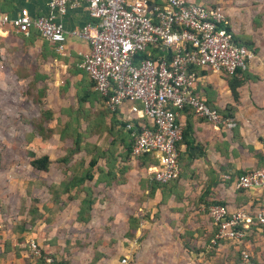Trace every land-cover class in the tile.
<instances>
[{"label": "built area", "instance_id": "obj_1", "mask_svg": "<svg viewBox=\"0 0 264 264\" xmlns=\"http://www.w3.org/2000/svg\"><path fill=\"white\" fill-rule=\"evenodd\" d=\"M80 2L86 3L94 21L68 32L89 44L79 66L109 110L129 104L123 113L126 129L133 128L134 120L149 122L133 132L131 156L149 153L157 159V165L148 167L151 180L177 179V143L183 131L180 110L190 108L215 127L231 130L237 126L234 117L225 116L198 95L197 70L233 75L249 69L254 52L235 41L224 7L196 0H49L46 15L32 16L27 8L15 16L0 11V37L11 32L28 35L35 29L62 51L68 34L56 15ZM235 185L258 192L262 196L258 206L230 210L225 204H210L206 209L216 227L214 239L241 243L252 228L264 229V167L245 171ZM29 246L35 257L41 255L34 240ZM239 251L240 264H255L244 246ZM53 262L46 256L42 264ZM126 263L123 257L120 264Z\"/></svg>", "mask_w": 264, "mask_h": 264}, {"label": "rangeland", "instance_id": "obj_2", "mask_svg": "<svg viewBox=\"0 0 264 264\" xmlns=\"http://www.w3.org/2000/svg\"><path fill=\"white\" fill-rule=\"evenodd\" d=\"M196 1L221 5L233 13L241 28L264 43V0ZM262 52H254L253 62L262 55L264 63ZM37 53L33 47L24 50L19 45L4 49L0 42V264H42L46 256L55 264H116L98 261L103 242L106 256L119 261L126 257V264H218L221 259L223 264H240L243 246L253 263L264 264V231L252 228L241 243L216 240L215 227L206 212L200 217L180 215L170 209L172 204L160 207L146 198L136 183L143 174L146 176L137 168L141 156L132 158L136 170L130 186L115 190L94 187L96 215L89 222H78L72 211L62 210L61 202H53L47 182L60 173L30 167L28 151L37 145L35 138L28 142L23 135L32 128L26 121L37 119L44 106L56 109L72 104L75 98L73 86L64 91L60 88L68 74L49 72L53 85L46 83L49 76L46 82L43 77L35 78L44 76L40 70H47ZM59 64L53 60V66ZM57 117L46 126L58 127ZM59 143V147L69 145ZM146 178H151L149 171ZM32 206L38 209L35 216L30 212ZM128 215L139 219L138 227L124 232ZM30 240L40 249V258L32 254Z\"/></svg>", "mask_w": 264, "mask_h": 264}, {"label": "crops", "instance_id": "obj_3", "mask_svg": "<svg viewBox=\"0 0 264 264\" xmlns=\"http://www.w3.org/2000/svg\"><path fill=\"white\" fill-rule=\"evenodd\" d=\"M48 1L49 0H0V11L6 12L10 16H15L21 8H27L32 16L46 15L50 13ZM226 11L230 20V29L233 31L234 36L240 40H252L254 42V47L263 54V41L254 37L249 30L241 28L235 20L236 17L232 16L233 13L228 12V10ZM56 19L62 23L64 30L68 34L62 51H58L54 45L37 35L38 31L35 29H31L28 35L11 32L1 36L0 42H2L4 49L13 47V45H19L24 50L30 47L35 48L36 51H38L36 57L41 58L45 69H47L40 70L41 73H44V76H41L43 79L45 78L44 82H46L45 80H47V76H49L50 79L46 82L47 84L53 85V80L49 72L61 71L62 73L68 74L63 80L64 86L60 87L63 91L64 88L73 86L75 98V91L78 87L88 89L92 93V97L90 101L85 103V107L90 117L97 123L100 122L99 120H102V122H100L102 126L109 127L112 124L114 127L113 130L110 131L111 133L107 132L104 127L99 130L94 129V132L85 138V140L102 148H106L112 137L121 139V135L119 132L116 133V130L119 129V122L124 121L123 113L127 112L129 104H124L120 110L114 113L108 111L105 100L94 90L93 86H91L90 78L79 66L83 54L89 52V44L85 39L74 37L68 32L73 29L81 28L87 23H93L94 20L89 16L86 3L80 2L76 6L68 5L66 12L64 14H57ZM261 58H263L262 55ZM261 58H259L260 60L257 62H253L252 60L248 69L252 75L258 77V80H247L238 88L239 99L237 102L233 100L227 82L222 75L212 71L199 75V79L196 83V92L198 95L205 98L211 106L219 110H224L227 105L231 104L232 117L237 120V130H226L222 127H215L207 120L194 114L190 108L180 110L178 113V121L183 130L186 127L189 128V136H187V138L194 139V144L190 147L187 148L185 143H182L179 147L183 159V175L177 179L180 188L177 187L175 190L178 194H181V199L177 200L175 195L170 193L168 197L165 198V201L162 202L163 193L160 189L155 190L152 198L147 196L146 198L153 200L155 203L159 204L160 207L172 204L174 207L170 209L177 210L178 212H176V214H187L194 217L203 216L205 211H207V206L210 204H225L230 210L242 207L252 208L253 205L255 208L258 206L262 200V196L259 195L258 192L236 188L235 181L238 176L245 171L259 166L258 159L247 146L251 145L254 151L264 156V63ZM53 60L60 64L58 66L56 65L57 67L53 66ZM72 78L75 80H71ZM60 88L59 94L62 95ZM77 105L78 103L75 98V102L69 105L61 104L56 109L51 105H46L44 108L52 109L54 111V116L57 117L58 115L57 118L64 122L67 117L61 114L60 110L68 106L76 108ZM57 110L59 114H57ZM85 127L86 122H83L82 128ZM31 130L32 128L27 131ZM27 131L24 133V137ZM34 138V142H36L37 146L32 147V149L37 151V156L47 154L49 158L54 161L64 153L62 148L59 147V142L62 143V140H60L58 133H54L50 138L43 140L37 134ZM31 140L33 142V139ZM65 141L69 143V145L71 144V140L67 139ZM116 148V153L120 152L123 148V144L117 143ZM78 155H84L87 160L90 158V155H87L85 151H81ZM191 156L192 159L190 158ZM152 157L155 158L153 155ZM132 158L134 159L130 154V159L125 163L128 167L124 173L125 181L123 183H113L109 186H104L103 183H99L98 186L111 190L124 189L130 186L132 183V176L136 170ZM157 163L149 164L148 166L141 165L140 163L137 164L138 170L146 173V176L143 174V178L140 177L136 182L138 188L145 194L148 193V185L151 180V178H146L147 169L150 166L157 165ZM98 164L106 168L103 159H100ZM115 166L122 165L117 161ZM52 170H54V172L58 170L60 175H56L54 179L48 180V184L58 182L63 177L60 168L56 167L54 163H52L49 170L46 172H51ZM94 181L95 179L92 182ZM82 196L83 195L80 194L78 198L72 199L62 210L72 211L75 217ZM63 197L65 198L66 194ZM180 207H182V210ZM186 210L187 212H185ZM95 215V208L93 207L90 220H92ZM128 216L126 224L123 226L124 232L128 231L129 228ZM106 247L107 246L103 242L100 248L103 257H100L98 261L102 263L110 261V263L120 264V261L116 260V257L109 258L105 255ZM18 260L21 261L22 258L18 257Z\"/></svg>", "mask_w": 264, "mask_h": 264}, {"label": "trees", "instance_id": "obj_4", "mask_svg": "<svg viewBox=\"0 0 264 264\" xmlns=\"http://www.w3.org/2000/svg\"><path fill=\"white\" fill-rule=\"evenodd\" d=\"M228 29H230V27H228ZM37 35L40 36V34L38 33ZM234 39L238 44H243L249 49H252L253 52L257 51V49L254 47V42L252 40H240L235 36ZM208 71L210 70L198 69L197 74H206ZM38 76L41 77V75L38 74L35 78L39 79ZM222 76L226 80L232 98L235 102H237L239 99L238 88L244 82H246L247 80H258V77L252 75L248 70L239 71L238 73L233 75L224 74ZM91 86H93L94 88V83L92 80ZM42 92L43 96H45L46 91L42 89ZM91 97L92 93L88 89H82V87H78L75 91V98L77 100L78 105L76 108H74L73 106H68L67 108H62L60 110L61 114L66 115L67 118L64 122H61L59 118H56V123L58 127L46 126V123L54 119V111L48 108H42L41 115L37 119H31L26 121L27 124L32 125L31 132L25 134V138L28 142L31 141V139H33L36 134L39 135L43 140L46 138H50L54 133L59 134L60 140H62V142L67 139L71 140L70 145L61 147L64 153L61 156L57 157L54 161H52L47 154L37 156L33 150L28 151V156L30 157L29 165L35 171L46 172L49 170L52 163H54L56 167L60 168L61 173L63 175L62 179H60L58 182H52L50 184H47V192L49 193L50 198L53 202H61L63 206L62 209L67 206V204L72 199L78 198L80 194L83 195L80 198V203L75 216L76 220L80 223H87L91 219V211L94 207L95 202L97 201V198L93 191L95 186H98L99 183H103L104 186H109L113 183L120 184L125 181L124 173L128 167L127 165H125V163L130 159L131 145L134 139L133 132H137L142 129L143 126L149 125V122L145 118H142L140 120L133 121V128L126 129V123L125 121H122L119 122V129L116 130V133L119 132V134L121 135V139H118V137H112L106 148H102L96 144L90 143L86 141L85 138L91 135L94 132V129L99 130L104 127L107 132L111 133L110 131L113 130L114 127V125L112 124L109 127L102 126V123H100L102 122V120H99L100 122L98 123L93 121L85 107V103L87 101H90ZM102 98L104 99V97ZM204 100L209 106H211V104L207 102L205 98ZM107 110L111 113L116 112L111 111L108 108ZM219 111L222 112L225 116L232 117L231 104L227 105L224 110ZM83 122H86L85 128H82ZM233 130L236 131L237 126L233 128ZM187 136H189L188 127H186L182 131V138L177 143L178 150H180L179 147L182 143H185L187 148L194 144V139H189V137L187 138ZM117 143L123 144L122 150L118 153H116ZM247 147L251 152H253L254 156L258 159L259 166L255 168L264 167L263 154L254 151V148L251 145ZM81 151H85L87 155H90V158L87 160L84 155H80L78 158L75 157ZM190 158L192 159V156ZM100 159H103L106 168L98 164ZM139 160V163L144 166L157 163V160L153 158L152 155L149 153L139 157ZM117 161H119L122 166H115ZM178 162L180 166L179 177H181L183 175V159L181 157L180 151L178 156ZM179 177L177 179H179ZM94 179L95 181L92 182ZM177 179L171 180L167 183H160L154 180L150 181L148 185L147 197L152 198L155 190L160 189L163 193V197L161 199L162 202L165 201V198L168 197L170 193H173L175 195V198L177 200H180L181 194H178L175 190L177 187L180 188V185L177 183ZM65 194L66 197L64 198L63 196ZM44 209H46L45 206ZM30 212L31 214H33V216L37 215V207L32 206L30 208ZM205 212L207 213V211ZM138 221V218L129 215L128 230L133 231L137 229ZM40 257L41 255L36 258ZM100 257H103V254H101ZM61 263L62 262H57L56 264ZM53 264H55V262H53ZM218 264H223V260H219Z\"/></svg>", "mask_w": 264, "mask_h": 264}]
</instances>
